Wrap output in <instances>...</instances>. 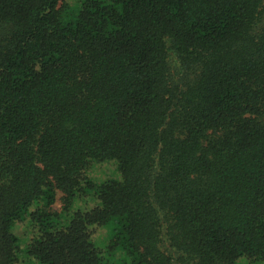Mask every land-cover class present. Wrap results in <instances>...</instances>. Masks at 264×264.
Segmentation results:
<instances>
[{
	"label": "trees",
	"instance_id": "trees-1",
	"mask_svg": "<svg viewBox=\"0 0 264 264\" xmlns=\"http://www.w3.org/2000/svg\"><path fill=\"white\" fill-rule=\"evenodd\" d=\"M102 226L264 262V0H0V264H103Z\"/></svg>",
	"mask_w": 264,
	"mask_h": 264
},
{
	"label": "rangeland",
	"instance_id": "rangeland-1",
	"mask_svg": "<svg viewBox=\"0 0 264 264\" xmlns=\"http://www.w3.org/2000/svg\"><path fill=\"white\" fill-rule=\"evenodd\" d=\"M68 3H73L76 2L77 0H67ZM79 1V0H78ZM103 175H110V173L108 174L106 171L102 172ZM103 177L102 176H98L96 179L101 180ZM62 193L59 192L58 193V201L55 205L56 209H60L62 207ZM93 197H80L77 198L74 201L72 210H77V209H90L93 203ZM95 202V200H94ZM15 232L22 238L25 237L26 233H27V227L25 223H20L19 225H17V227L15 228ZM111 228L109 226H102V227H98L96 230V233L94 235V243L96 244V246H98L102 251H103V256H104V261L103 264H133L131 262L130 259H127L125 257L121 258L120 256H118L117 254L112 255L110 251L107 250V247L109 245V243L111 242ZM25 257V255H24ZM22 259L21 264H37L34 260L30 259V258H24ZM237 264H264V262H253L251 260H247L246 258H241L240 260L237 261Z\"/></svg>",
	"mask_w": 264,
	"mask_h": 264
}]
</instances>
